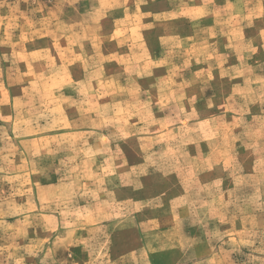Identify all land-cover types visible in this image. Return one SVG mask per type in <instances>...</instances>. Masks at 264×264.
<instances>
[{"label": "rangeland", "instance_id": "1", "mask_svg": "<svg viewBox=\"0 0 264 264\" xmlns=\"http://www.w3.org/2000/svg\"><path fill=\"white\" fill-rule=\"evenodd\" d=\"M0 264H264V0H0Z\"/></svg>", "mask_w": 264, "mask_h": 264}]
</instances>
